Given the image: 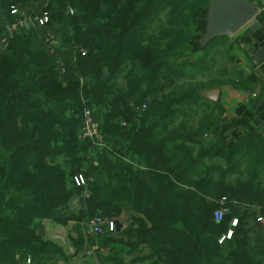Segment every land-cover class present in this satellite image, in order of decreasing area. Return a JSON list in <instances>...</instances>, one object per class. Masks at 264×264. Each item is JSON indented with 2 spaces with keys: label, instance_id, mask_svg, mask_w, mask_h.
<instances>
[{
  "label": "trees",
  "instance_id": "1",
  "mask_svg": "<svg viewBox=\"0 0 264 264\" xmlns=\"http://www.w3.org/2000/svg\"><path fill=\"white\" fill-rule=\"evenodd\" d=\"M20 6L48 22L21 28L0 52V264L67 260L39 233L45 220L78 225L77 253L82 224L123 216L122 236L105 225L98 237L106 264H264V225L250 224L264 219V135L228 137L220 101L202 96L213 87L196 79L218 60L213 42L201 47L209 0H0V40ZM49 34L61 39L65 74ZM75 48L86 55L74 61ZM232 68L222 76L238 79ZM85 108L111 150L79 139ZM83 172L87 198L74 182Z\"/></svg>",
  "mask_w": 264,
  "mask_h": 264
},
{
  "label": "crops",
  "instance_id": "2",
  "mask_svg": "<svg viewBox=\"0 0 264 264\" xmlns=\"http://www.w3.org/2000/svg\"><path fill=\"white\" fill-rule=\"evenodd\" d=\"M250 1L260 7V14L257 18L239 34L230 38L218 39L219 41L216 40L217 42L215 41L216 43L209 48L210 54L218 57L217 62L210 61L209 74L217 76L219 80H224L222 68L229 67V72H231L234 67L240 72V77L237 79L240 86L226 87L223 101L220 100L219 103L224 111L222 125L226 129L228 128V137L243 133L252 127L264 135V0ZM255 23L259 25L258 28L252 35L246 34L247 29ZM232 38H236V42H233ZM201 54V52L193 54L189 61L194 62ZM219 89L221 92L222 87ZM254 94L257 95L256 98H252ZM242 107H245L246 112L242 111ZM78 202H80L79 199H74L71 202L70 207L73 211L79 208ZM39 233L45 239L60 243L65 248L69 246V252L66 253L67 260L58 259L55 264H106L105 256L110 249L108 245L103 246L104 237L102 239L96 237L90 241L85 240L82 251L75 253L72 241L78 238L79 234V227L75 223L62 226L45 220L39 227ZM94 245H99L107 253L103 254L98 251L89 256L87 260L81 261L80 256L85 247ZM110 248L116 252L121 249V245L112 244Z\"/></svg>",
  "mask_w": 264,
  "mask_h": 264
},
{
  "label": "built area",
  "instance_id": "3",
  "mask_svg": "<svg viewBox=\"0 0 264 264\" xmlns=\"http://www.w3.org/2000/svg\"><path fill=\"white\" fill-rule=\"evenodd\" d=\"M11 15L14 17V20L9 21L5 25L3 37L0 40V52L3 51L8 46L12 38L21 28L29 27V26L40 27V26H44L48 22V14L46 12L40 14H37L35 12L25 13V12H20L19 7H13L11 10ZM44 44L49 50L50 55L56 57L57 65L59 67V72L61 74H65L67 72V65L65 60L62 58V56L59 55L58 39L55 36L49 34L45 36ZM77 53L81 54L82 56L86 55L85 50L81 48H75L73 53L74 61L76 59L75 56ZM256 97H257L256 94L252 95V98H256ZM143 108L145 109V106ZM122 125L125 126V123H123ZM79 139L88 142L90 144L91 151H97L102 149H108V151L111 150V147L106 142L105 135L102 133L100 122L96 121L93 111L89 108H85L83 110L82 126L79 133ZM74 182L77 187L83 189V198H87L88 188L90 183L92 182V178L88 177L83 172L74 177ZM221 204L224 206L225 199L221 201ZM225 212L226 209L224 207L217 210L214 213L215 220L221 222ZM258 221H262V218L258 219ZM237 223L238 220L234 219L232 222V226H236ZM86 225L88 227L84 228V233L87 238H90L92 236H95V238L103 236L105 234V229H104L105 225H107L108 231L110 232L116 231L115 222L109 221L106 223L105 220H103L100 217L92 218L86 223ZM231 237H232V231L230 230L227 233V235L223 236L220 239L219 242L222 243L225 240V238L229 239ZM98 251L103 254L107 253V251L104 250L99 245L85 247L84 251L82 252V255L80 256L81 261H83L84 259L87 260L89 256L93 255V253ZM27 264H33L30 258L27 260ZM44 264H50V263H44Z\"/></svg>",
  "mask_w": 264,
  "mask_h": 264
},
{
  "label": "water",
  "instance_id": "4",
  "mask_svg": "<svg viewBox=\"0 0 264 264\" xmlns=\"http://www.w3.org/2000/svg\"><path fill=\"white\" fill-rule=\"evenodd\" d=\"M259 14L260 7L250 0H209L201 47L204 49L217 39L235 36L255 20ZM258 26L257 23L251 25L246 34L252 35ZM202 96L216 103L219 100L220 90L210 89L203 92ZM115 225L114 237L122 236L123 225L119 221H116Z\"/></svg>",
  "mask_w": 264,
  "mask_h": 264
},
{
  "label": "rangeland",
  "instance_id": "5",
  "mask_svg": "<svg viewBox=\"0 0 264 264\" xmlns=\"http://www.w3.org/2000/svg\"><path fill=\"white\" fill-rule=\"evenodd\" d=\"M38 8V7H37ZM36 8V9H37ZM19 10H20V12H25V13H27V10H24L23 9V7L22 6H20L19 7ZM32 12H35V13H37V14H39V12H40V8H38L37 10H31V12L30 13H32ZM242 31V30H241ZM241 31H239L237 34H239ZM48 33L49 31L47 30V31H41L40 33H39V36H43L42 34H44V33ZM41 34V35H40ZM236 34V35H237ZM57 39H58V41H59V43H60V41H61V39L60 38H58L57 37ZM221 39V38H220ZM218 40V39H217ZM232 40H233V42H236V38H232ZM216 41V40H215ZM213 42L212 44H214V43H216V42ZM219 41V40H218ZM211 44V45H212ZM200 47L197 43H195V48H196V50H198V48ZM199 52H197V54H198ZM187 74V73H186ZM188 76V77H187ZM187 76H181L180 77V80H181V82L182 83H184V81L186 80V79H190L191 77H194L195 78V75H191L190 74V72H188V74H187ZM230 76L231 75H226L225 76V79L224 80H219L218 78H217V76H212L211 74H209V75H206V76H203L202 74L201 75H197V78L196 79H201V80H199L198 81V83L199 84H201V88H203V89H208V88H210V87H213L212 89H219L220 87H222V90H221V92L220 93H222V94H220V96H219V100L218 101H223L222 100V98H224V93H225V88L226 87H230V85H232V86H240V84H239V82H238V80L236 79V77L234 76V75H232V77L230 78ZM178 81V80H177ZM225 89V90H224ZM208 90H210V89H208ZM220 90V89H219ZM224 110H225V108H224ZM225 112H226V110H225ZM82 141V140H81ZM84 142V141H83ZM96 155V154H95ZM95 155H94V157H95ZM93 160V159H92ZM87 162H88V166H89V161L87 160ZM77 205H80V202H78V204ZM228 212H227V210H226V212H225V215L227 214ZM126 217V216H125ZM93 218H95V217H93ZM101 218V217H100ZM121 219H119L118 221L119 222H124V220H125V218H124V216L123 217H120ZM92 219V218H91ZM91 219H89V220H91ZM103 219V218H102ZM223 219H225L224 217H223ZM223 219H222V221H223ZM89 220H87L86 222H85V224H82V229H81V231H82V235H83V237H84V241L85 240H92V239H94L95 238V236H92V237H90V235H89V237L90 238H87L86 237V235H85V233H84V228H86V227H88L87 225H86V223L89 221ZM103 220H105V222L107 223V222H109V220L108 219H103ZM260 223V224H259ZM250 224H251V227H258L259 225H264V219H262V221H259L258 222V220H251V222H250ZM86 225V226H85ZM116 232V231H115ZM59 245H61L60 243H58ZM62 247H63V249L66 251V252H69L68 250V248H69V246H67L66 248L63 246V245H61Z\"/></svg>",
  "mask_w": 264,
  "mask_h": 264
}]
</instances>
